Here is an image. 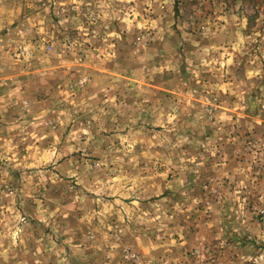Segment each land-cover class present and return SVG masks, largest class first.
Returning <instances> with one entry per match:
<instances>
[{
    "label": "rangeland",
    "instance_id": "obj_1",
    "mask_svg": "<svg viewBox=\"0 0 264 264\" xmlns=\"http://www.w3.org/2000/svg\"><path fill=\"white\" fill-rule=\"evenodd\" d=\"M0 264H264V0H0Z\"/></svg>",
    "mask_w": 264,
    "mask_h": 264
}]
</instances>
